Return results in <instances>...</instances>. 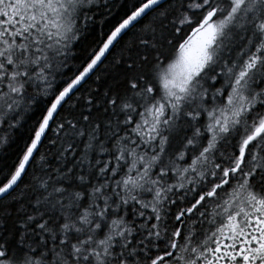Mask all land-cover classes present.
Listing matches in <instances>:
<instances>
[{
	"label": "snow or ice",
	"instance_id": "6c2138e0",
	"mask_svg": "<svg viewBox=\"0 0 264 264\" xmlns=\"http://www.w3.org/2000/svg\"><path fill=\"white\" fill-rule=\"evenodd\" d=\"M0 264H264V0H0Z\"/></svg>",
	"mask_w": 264,
	"mask_h": 264
}]
</instances>
